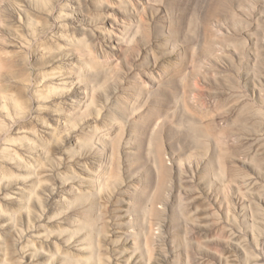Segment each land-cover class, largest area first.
Wrapping results in <instances>:
<instances>
[{
    "label": "rangeland",
    "instance_id": "rangeland-1",
    "mask_svg": "<svg viewBox=\"0 0 264 264\" xmlns=\"http://www.w3.org/2000/svg\"><path fill=\"white\" fill-rule=\"evenodd\" d=\"M0 264H264V0H0Z\"/></svg>",
    "mask_w": 264,
    "mask_h": 264
}]
</instances>
